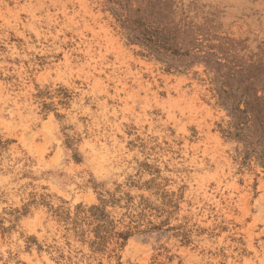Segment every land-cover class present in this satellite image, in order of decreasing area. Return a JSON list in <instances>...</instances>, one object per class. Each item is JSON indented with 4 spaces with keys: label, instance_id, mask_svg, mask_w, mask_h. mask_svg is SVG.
Listing matches in <instances>:
<instances>
[{
    "label": "rangeland",
    "instance_id": "obj_1",
    "mask_svg": "<svg viewBox=\"0 0 264 264\" xmlns=\"http://www.w3.org/2000/svg\"><path fill=\"white\" fill-rule=\"evenodd\" d=\"M0 264H264V0H0Z\"/></svg>",
    "mask_w": 264,
    "mask_h": 264
},
{
    "label": "trees",
    "instance_id": "obj_2",
    "mask_svg": "<svg viewBox=\"0 0 264 264\" xmlns=\"http://www.w3.org/2000/svg\"><path fill=\"white\" fill-rule=\"evenodd\" d=\"M127 199H131L126 195ZM122 198L111 199V203L120 201ZM165 203H162L164 205ZM104 205H92L86 212L85 219L88 220V225L92 226L91 233L93 238L89 241L90 246L95 251H105L110 244H117L121 239L125 242L128 237L135 233H143L146 231L161 230L162 226L166 224L165 220H161L158 223H154L146 219L145 211L147 209L154 210L155 212L162 213V206L151 207L150 203L146 199H142L136 205L125 204V208L133 210L127 213L128 223L123 226V229L116 230V224L113 220L108 218L107 213L104 211ZM77 215V214H76ZM158 216V215H157Z\"/></svg>",
    "mask_w": 264,
    "mask_h": 264
}]
</instances>
